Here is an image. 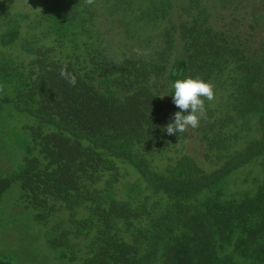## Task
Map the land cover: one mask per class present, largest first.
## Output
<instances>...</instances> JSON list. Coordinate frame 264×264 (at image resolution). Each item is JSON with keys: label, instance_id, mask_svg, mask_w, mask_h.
<instances>
[{"label": "trees", "instance_id": "1", "mask_svg": "<svg viewBox=\"0 0 264 264\" xmlns=\"http://www.w3.org/2000/svg\"><path fill=\"white\" fill-rule=\"evenodd\" d=\"M186 78L215 99L168 135ZM19 116L0 200L58 264H264V0H0V118Z\"/></svg>", "mask_w": 264, "mask_h": 264}, {"label": "rangeland", "instance_id": "2", "mask_svg": "<svg viewBox=\"0 0 264 264\" xmlns=\"http://www.w3.org/2000/svg\"><path fill=\"white\" fill-rule=\"evenodd\" d=\"M23 122L22 116L19 121L17 117L16 123L8 117L0 118V152H5L6 158L10 159L15 147L23 143L22 138L16 140L21 135L18 125ZM6 145L7 148L3 147ZM19 156L16 161L10 159L13 166L19 162ZM14 197L12 190L0 200V254H6L14 264H58L54 252L45 244L42 230L32 219L31 211L19 207Z\"/></svg>", "mask_w": 264, "mask_h": 264}, {"label": "clouds", "instance_id": "3", "mask_svg": "<svg viewBox=\"0 0 264 264\" xmlns=\"http://www.w3.org/2000/svg\"><path fill=\"white\" fill-rule=\"evenodd\" d=\"M85 3L91 5L94 0H85ZM60 76L69 85L75 86L76 77L68 73L66 66L61 68ZM171 88L173 103L180 111L174 114L172 122L166 125L164 131L168 135H177L185 133L189 128H198L201 119L207 118L205 101L211 102L215 99L213 85L198 78H186L176 80Z\"/></svg>", "mask_w": 264, "mask_h": 264}]
</instances>
